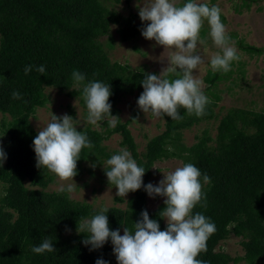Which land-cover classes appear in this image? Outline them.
<instances>
[{
  "label": "trees",
  "instance_id": "trees-1",
  "mask_svg": "<svg viewBox=\"0 0 264 264\" xmlns=\"http://www.w3.org/2000/svg\"><path fill=\"white\" fill-rule=\"evenodd\" d=\"M122 1L130 0H0V113L8 116L7 120L0 119V133L4 137L0 146L7 155L0 167V264H95L99 258L107 264H117L110 240L90 251L91 246L82 243L87 233L76 231L82 219H90L102 208L72 200L67 192L45 190L52 177L46 168L36 167L32 146L36 132L29 117L48 101L45 87L76 98L86 108L82 88L73 87L74 70L83 73L86 82L110 85L111 115L118 116L115 104L119 97L143 92V78L154 72L131 70L126 64L110 61L100 42L111 24L122 22L107 3ZM253 1L256 0H241V6L247 7ZM220 18L222 21L221 15ZM127 20L117 28L122 41L140 31L138 25L129 27ZM236 43L250 54L262 50L241 39ZM28 65L33 69L25 75ZM40 65L46 69L43 75L35 70ZM229 73L207 70L203 76L206 89ZM175 78L172 75L169 79ZM13 91H18L23 99H12ZM209 99L211 103L200 117L189 115L184 108L178 109L182 120L160 117L162 131L150 137L140 152L127 127L136 113L134 109L128 120L120 121L115 128L107 127V120L103 130L89 124L77 127L93 144L91 149L81 150L77 175L81 162L98 163L110 158L102 141L113 133L120 136L119 146L126 148L138 166L145 169V185L156 161L177 158L181 164L192 163L202 176L207 174L211 179L203 188L206 206L197 204L193 215L203 214L216 227L207 241V250L197 259L204 264H234L240 260L245 264H264V110L229 108L218 120L214 138L204 129L195 142L184 145L180 141L182 129L213 117L219 97L212 94ZM104 169L108 170L107 166ZM146 194L141 187L129 192L124 208L104 207L109 210L105 214L110 229H119L120 233L123 227L134 230L133 223L146 210L163 231L166 224L159 212L165 207L164 200L147 209ZM229 234L241 238L242 256L231 257L216 249ZM45 238L52 240L56 251L33 253L31 249Z\"/></svg>",
  "mask_w": 264,
  "mask_h": 264
},
{
  "label": "clouds",
  "instance_id": "clouds-1",
  "mask_svg": "<svg viewBox=\"0 0 264 264\" xmlns=\"http://www.w3.org/2000/svg\"><path fill=\"white\" fill-rule=\"evenodd\" d=\"M138 9L140 20L148 22L141 29L143 38L155 41L164 51L172 50L167 58V66L159 75L146 74L143 78V92L136 102L138 108L157 118L167 116L176 121L183 119L178 113L179 108H184L189 115H204L205 107L211 100L204 94V82L194 75V70L204 63L196 49L198 42L203 43L200 33L205 21L214 45L221 49L210 58L212 70L227 73L231 70L232 62L240 59L221 22V9L200 3L199 0H187L182 5L178 0H143ZM32 69V65L26 66L25 75ZM35 70L42 75L46 71L43 65ZM168 74L177 78L169 79ZM71 75L73 87L82 88L87 123L96 126L107 120L108 126L115 128L121 119L111 115L110 85L100 81L86 82L85 75L76 70ZM11 96L14 100L23 99L18 91H13ZM32 146L36 167L46 168L60 181H71L67 185L61 184L58 191L73 193L77 187L73 178L77 175L81 150L93 147L87 135L77 130L75 120L67 114L58 117L52 113L50 122L38 131ZM6 159L7 155L0 146V167ZM106 165L107 181L115 186L118 197L124 198L141 187L149 197H165V207L159 215L165 220L166 228L160 230L157 220L150 219L148 212L142 210L141 218L133 223L134 230L123 227L121 235L119 229H110L105 214L109 210L102 208L98 214L90 219H82L76 226L78 234L87 233L82 243L90 245L91 251L103 247L110 240L117 264H204L197 257L207 250V241L215 233L216 227L203 214L193 215V209L197 204L206 206L203 188L211 183L210 177L207 174L202 176L194 164L186 163L163 173V179L158 184L145 185V169L138 166L126 148H121L118 154L107 159ZM31 250L35 254L56 251L49 238ZM95 264H107V261L99 258Z\"/></svg>",
  "mask_w": 264,
  "mask_h": 264
},
{
  "label": "rangeland",
  "instance_id": "rangeland-1",
  "mask_svg": "<svg viewBox=\"0 0 264 264\" xmlns=\"http://www.w3.org/2000/svg\"><path fill=\"white\" fill-rule=\"evenodd\" d=\"M183 0H178L180 5ZM200 3H206L209 6H218L221 9L222 23L225 25L227 35L230 37V43L234 44L240 59L233 61L231 70L227 78L217 82L215 85L206 89L203 76L207 70H212L210 58L213 54L221 52L217 48L210 35V28L207 21L202 27L203 34L200 38L203 43L198 42L196 53L199 54L204 63L194 70V75L204 82L203 92L211 98L212 94L219 97L213 107V117L202 120L188 128L182 129L180 141L189 146L196 141V136L200 135L205 129L207 134L214 138L216 125L220 117L229 108H243L254 111L264 110V0L249 2L247 7L241 6V0H199ZM143 0H130L128 3H107L119 16V24H111L108 32L100 37V42L110 61H117L129 66L131 70L143 69L153 71L159 75L161 70L167 66V58L172 50L157 45L153 40H146L141 35V29L148 22H142L138 15V7ZM128 19L129 27L138 25L140 31L133 37L122 41L117 33V28L125 24ZM242 40L246 44L261 48V52L252 54L238 48L236 41ZM222 54V53H221ZM179 71V70H178ZM173 74H168L170 78ZM44 92L48 96V101L42 107H37L32 116L29 117L31 127L38 134V131L50 122L52 113L56 116L67 114L71 116L77 127H83L87 123V108H83L76 98L66 97L56 89L45 87ZM140 94L125 95L119 97L115 107L118 109L120 121L128 120L131 110H135L134 118L128 122L127 127L136 145L138 152L142 151L146 141L158 134L163 129V120L153 116L150 112L143 113L137 106V99ZM8 119L7 115L0 113V119ZM90 127L99 130L105 129L104 121L99 125ZM109 127V126H107ZM120 136L117 133L109 135L102 141L105 151L110 157L118 154L123 147L119 146ZM4 142V137L0 133V145ZM107 159L103 158L98 163L83 161L80 163L79 174L73 178L77 185L73 193H68L70 199L90 204L94 208H104L108 206H117L124 208L125 201L129 196L118 197L117 189L114 185L108 183L106 175L103 173ZM95 165V167H92ZM181 161L177 158H169L156 161L152 167V176L148 183L158 184L163 179V173L174 170L181 166ZM52 177L51 182L45 187L47 191H57L61 184L67 185L71 181H60L59 178L48 171ZM27 182H25L26 184ZM1 192V184H0ZM120 198L121 201H117ZM146 208L153 209L165 197H149L146 194ZM163 222L166 224L165 220ZM123 235V233H120ZM240 237L229 234L225 239L219 241L216 249L228 253L231 257L242 256L243 250L240 246ZM234 264H245L240 260Z\"/></svg>",
  "mask_w": 264,
  "mask_h": 264
}]
</instances>
